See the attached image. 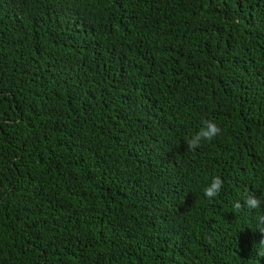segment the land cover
<instances>
[{"label":"trees","instance_id":"obj_1","mask_svg":"<svg viewBox=\"0 0 264 264\" xmlns=\"http://www.w3.org/2000/svg\"><path fill=\"white\" fill-rule=\"evenodd\" d=\"M249 193L264 0H0V264H264Z\"/></svg>","mask_w":264,"mask_h":264},{"label":"clouds","instance_id":"obj_2","mask_svg":"<svg viewBox=\"0 0 264 264\" xmlns=\"http://www.w3.org/2000/svg\"><path fill=\"white\" fill-rule=\"evenodd\" d=\"M221 133L220 127L212 120H204L202 127L194 135L188 139V150L195 151L199 148L202 142L212 141ZM223 179L217 175L214 176L210 183L204 188V195L208 199H213L219 195L223 188ZM264 206V193H261L259 197L255 193H249L243 199V201L237 200L233 204L235 211H240L243 208L248 210H257ZM256 231L264 234V214H259L255 217ZM258 245V246H257ZM254 257L264 260V239H261L258 244L254 246Z\"/></svg>","mask_w":264,"mask_h":264}]
</instances>
